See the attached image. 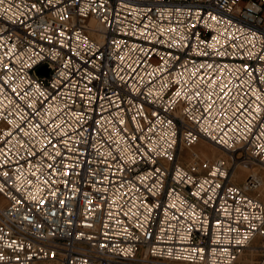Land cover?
<instances>
[{"label":"built area","instance_id":"1","mask_svg":"<svg viewBox=\"0 0 264 264\" xmlns=\"http://www.w3.org/2000/svg\"><path fill=\"white\" fill-rule=\"evenodd\" d=\"M247 163L264 0H0V264H239Z\"/></svg>","mask_w":264,"mask_h":264},{"label":"rangeland","instance_id":"2","mask_svg":"<svg viewBox=\"0 0 264 264\" xmlns=\"http://www.w3.org/2000/svg\"><path fill=\"white\" fill-rule=\"evenodd\" d=\"M191 149H194L198 151L201 155H205L208 157H216L219 154L222 156H225L224 152L214 146H211L206 141H198L191 147ZM188 155V149L183 148L182 149V159L186 160ZM248 164V163H247ZM238 164L235 168L234 174L236 175L235 180L236 181H242L244 176H246V173L249 171L257 172L262 177V184L258 190L253 191L254 194H258L259 197H261L264 200V166L260 164H253L252 166L250 164ZM2 199L0 195V200ZM264 241H257V238L254 239L253 244H251L244 253L239 256V264H259L261 260V251H256V246H259L263 244Z\"/></svg>","mask_w":264,"mask_h":264},{"label":"water","instance_id":"3","mask_svg":"<svg viewBox=\"0 0 264 264\" xmlns=\"http://www.w3.org/2000/svg\"><path fill=\"white\" fill-rule=\"evenodd\" d=\"M47 68H46V66H42V67H40L39 69H38V74H41V75H47Z\"/></svg>","mask_w":264,"mask_h":264},{"label":"bare ground","instance_id":"4","mask_svg":"<svg viewBox=\"0 0 264 264\" xmlns=\"http://www.w3.org/2000/svg\"><path fill=\"white\" fill-rule=\"evenodd\" d=\"M262 182H263V180H262ZM254 239H255V238H254ZM254 239H253V241H254ZM253 241L247 246V248H248L251 244H253ZM261 241H264V239H262ZM261 246H264V243L261 244V245H259V246H256V251H257L259 248H261ZM247 248L243 249V250L240 252V256L244 253V251H245Z\"/></svg>","mask_w":264,"mask_h":264}]
</instances>
